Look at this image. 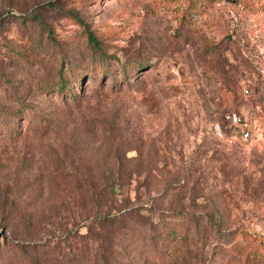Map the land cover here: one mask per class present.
Returning a JSON list of instances; mask_svg holds the SVG:
<instances>
[{
    "label": "rangeland",
    "instance_id": "rangeland-1",
    "mask_svg": "<svg viewBox=\"0 0 264 264\" xmlns=\"http://www.w3.org/2000/svg\"><path fill=\"white\" fill-rule=\"evenodd\" d=\"M0 264H264V0H0Z\"/></svg>",
    "mask_w": 264,
    "mask_h": 264
},
{
    "label": "built area",
    "instance_id": "built-area-1",
    "mask_svg": "<svg viewBox=\"0 0 264 264\" xmlns=\"http://www.w3.org/2000/svg\"><path fill=\"white\" fill-rule=\"evenodd\" d=\"M243 90L247 91L246 88ZM223 117L227 124L234 128V133L224 138L226 143L232 142L233 136L236 134L240 138H247L250 135L251 124L243 114L237 111H226L223 113Z\"/></svg>",
    "mask_w": 264,
    "mask_h": 264
},
{
    "label": "trees",
    "instance_id": "trees-1",
    "mask_svg": "<svg viewBox=\"0 0 264 264\" xmlns=\"http://www.w3.org/2000/svg\"><path fill=\"white\" fill-rule=\"evenodd\" d=\"M34 17V16H33ZM86 35H87V41L94 46V44L96 43V39L94 37V35L91 32H88V30H86ZM72 79V78H71ZM73 81H71V84L76 83L75 85H78V80L76 79H72ZM53 89L55 92L58 93H62L64 95H66L68 97V100L70 101H75V96L77 95L76 92L68 90V86L65 85V82H63L61 79H59V84L56 86V88H53L52 86H50V89ZM19 111V110H18ZM16 115H19V112L16 113ZM214 220H209L207 223V227L214 225Z\"/></svg>",
    "mask_w": 264,
    "mask_h": 264
}]
</instances>
